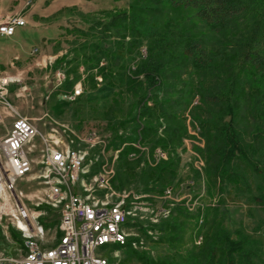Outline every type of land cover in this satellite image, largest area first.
Listing matches in <instances>:
<instances>
[{
    "label": "rangeland",
    "instance_id": "rangeland-1",
    "mask_svg": "<svg viewBox=\"0 0 264 264\" xmlns=\"http://www.w3.org/2000/svg\"><path fill=\"white\" fill-rule=\"evenodd\" d=\"M73 1L74 4L68 7L55 0H0V23L13 16H21L28 23L26 27H30V30H40L41 36L44 37L43 41L39 40L36 35H32L28 29L24 30L23 28L19 29L17 35L12 39L0 37L2 48L0 139L7 134L12 123L20 117H11L10 111L18 107L20 111H25L21 117L27 118L24 115H27L26 111L30 109L34 120L28 119L43 135L51 137L54 134L53 131L58 130L65 141L74 139L77 142V147L80 146L84 149L89 145L81 143L79 137L89 139L95 135L99 140L105 141L107 148L98 162L95 158L101 149L99 147L88 149L90 151L89 158L94 160L91 170H95L94 167L98 166L97 172L101 163L112 161L116 155L117 151L114 150V147L109 146L114 131L118 130L119 135L129 142L135 139L137 135L135 129L142 123L138 118L139 88L137 91L128 90L122 81H127V76L133 75L137 71V65L142 61V58L138 56V51L131 54L126 50L120 51L122 60L113 67V76L116 79L111 78L117 86L113 91L104 88L105 83L98 80V78L102 79L99 75H96L97 86L89 83L88 77L96 74L94 68L98 51L94 45L97 43L96 37L99 32L94 31L88 39H85L76 31H90V27L96 21L102 19L108 21L105 12L127 10L132 0L117 2L114 0ZM260 10L261 8L258 7L256 16L259 15ZM254 25V17L241 19L237 22V27L228 28L227 38L238 39L241 37V32L248 31ZM15 39L21 43L34 44V46H23ZM214 43L222 46L220 41H214ZM142 45L144 48L148 47L149 49L150 47L148 41H143ZM261 45L263 46V44ZM58 72L66 75V80L62 82L61 86H58L60 82L57 76ZM262 73L258 72L257 77L259 78ZM68 77L71 80H77L73 89L80 84L83 88L82 96L74 102L68 101L64 97L67 92L73 90L66 87ZM139 79H141L140 76ZM3 80L10 83L3 86ZM258 86L263 88L258 83H252L250 87L246 86L247 93L251 92L253 96L257 95L256 88H259ZM24 87L27 88V91H24ZM200 103V98L197 97L193 105H201ZM200 113L202 117L205 116L203 112L200 111ZM254 115L251 116L246 110L239 118L243 152L234 160L230 171L231 177L227 179L222 188L219 183L212 185L206 179L207 165L204 156L207 157V153L203 155L196 150V147L205 149L206 140L202 136V131L197 130L200 126L192 124V115L189 111L186 113V120L189 124L190 118L191 126L189 127V136L184 139L182 147L178 149L181 165L178 169L177 179L171 178L166 183H152L148 175V165L144 161L136 164L138 154L129 157V162H133L132 168L124 166L121 170L116 184L117 190H132L150 195L152 199L149 204L154 209L162 206L171 209L184 208L187 213L199 215L197 221L186 213H173L171 223L177 224L179 227L177 231L179 239L173 243H169L166 238L161 241L162 234L160 232H158L156 241L149 237L150 252L148 250V255L151 258L174 260L178 256H185L195 247H199L195 244V239L198 235L204 238L207 232V230H203L199 234L208 209L209 218L212 219L214 213H217L218 217L222 219L224 227L232 233L234 239L237 232L252 237L251 248L254 251V262L264 264V135L255 139V135L258 134L256 126L261 121L258 115ZM34 144L36 151L31 154V157L39 162L42 155L39 152L42 148L41 140L36 139ZM135 144L138 145V143ZM141 147L143 146L141 145ZM117 154L119 155V152ZM146 157L144 159H147ZM148 159L150 165L154 163L150 156ZM199 160L204 162L203 172H200L196 167ZM198 166H200L199 163ZM255 167H258L262 174H258ZM115 171H118L117 161ZM42 173L44 172L41 165L35 163L29 176L13 183L10 181L5 158L0 149V258H17L21 250L24 249L25 234L19 225L23 222L16 219L17 216L21 217L20 209L22 207L30 212L31 217L39 216L37 223L32 220L34 230L37 225L44 226L45 239L51 241L53 237L57 227L55 223H57L59 215L53 213L52 208L46 203L49 190L47 183L40 178ZM196 173L200 174V178L196 176ZM170 185H173L177 194L178 200L175 201V204L172 201L159 200L160 198H158L162 196V193L158 191ZM145 189H150L152 192L145 193ZM189 200V205H187ZM192 201L195 203H191ZM36 203H42V205L36 208L34 206ZM41 211L45 213H39ZM142 216V223L147 224L154 214L142 213ZM160 217V215H156L155 219L161 220ZM169 219L170 217L162 219L160 223ZM158 226L156 229H159ZM170 236V231H168L167 239ZM105 256L111 264H140L135 259H129L125 250H116Z\"/></svg>",
    "mask_w": 264,
    "mask_h": 264
},
{
    "label": "trees",
    "instance_id": "trees-1",
    "mask_svg": "<svg viewBox=\"0 0 264 264\" xmlns=\"http://www.w3.org/2000/svg\"><path fill=\"white\" fill-rule=\"evenodd\" d=\"M258 7L261 10L256 16ZM104 14L108 21H96L88 32L76 31L85 39L92 32H99L94 45L98 51L96 74L88 77L89 83L97 86L96 75H99L105 83L104 88L113 91L117 87L112 81L116 79L113 67L122 60L120 51L130 54L138 51L140 56L143 41L150 45L149 49L146 47L148 56L137 65V71L127 76V81L122 80L128 90L139 88L138 118L142 123L136 127L137 135L132 141H126L118 130L113 133L109 146L119 151L114 187L117 188L124 166L132 168L133 162H129L132 153L139 155L136 164L144 161L148 165L152 183L178 178L181 165L178 149L189 136L186 120L189 111L192 124L200 126L206 140L205 149L196 147L201 154L207 153V157L204 156L206 179L212 185L219 183L222 188L231 177L234 160L243 152L239 118L246 110L251 116L260 117L255 139L264 135V0H132L127 10ZM252 17L255 19L252 28L241 32L238 39L227 38L228 28L237 27L238 21ZM214 41H220L222 46ZM258 72H263L259 78ZM139 76H143V80ZM76 82L68 77L66 87L73 89ZM252 83L263 87L256 88L255 96L246 90ZM197 97L201 105L195 106ZM135 143L148 150L141 152ZM157 148L166 151L168 159L151 166L148 157L153 158ZM96 168L98 166L92 173H96ZM255 170L262 174L258 167ZM196 176L200 178L199 173ZM167 187L158 192L163 193ZM144 191L152 192L150 189ZM178 212L198 221V214L187 213L184 208L172 209L170 219L158 226L161 241L166 238L173 243L179 239V227L171 223L173 213ZM209 214L207 209L199 231L200 234L207 230L203 244L185 256L157 260L130 245L115 246L114 250H125L129 259L140 264H257L253 259L252 237L237 232L234 239L217 213L212 219ZM168 231L169 239L166 237Z\"/></svg>",
    "mask_w": 264,
    "mask_h": 264
},
{
    "label": "built area",
    "instance_id": "built-area-1",
    "mask_svg": "<svg viewBox=\"0 0 264 264\" xmlns=\"http://www.w3.org/2000/svg\"><path fill=\"white\" fill-rule=\"evenodd\" d=\"M27 25L26 19L21 16L10 17L0 23V36L12 38L18 29ZM140 54V57L145 59L147 48L143 47ZM104 65L105 63H101V66ZM133 68L134 65L132 70ZM57 76L60 81L58 86H61L66 80V75L58 72ZM140 78L143 80V76ZM98 80L102 81L101 78ZM9 83L3 80V86ZM24 91H27L26 87ZM82 94L83 88L80 84L64 97L74 102ZM148 105L151 106L152 102L149 101ZM188 123L190 127V118ZM197 130L201 131L200 128ZM53 133L51 137L43 135L28 118L18 117L7 134L0 139V149L5 158L10 181L15 183L18 179L29 176L35 163L41 165L44 173L40 178L47 183L49 190L46 203L53 213L59 215L53 237L51 241H47L44 226L37 225L34 230L32 220L37 223L39 216L31 217L30 212L22 207L21 217L17 216L16 219L22 221L31 233L21 230L25 234L24 249L17 258H0V264H111L105 255L115 251V246L126 245L138 252H150L149 237L153 241L158 239L159 231L156 226L162 219L170 217L172 209L166 206L151 208L150 195L132 190H117L114 187L115 163L119 151L112 161L101 163L100 169L92 173L94 160L89 158L88 149H101L95 158L98 162L101 155L105 154V141L99 140L95 135L89 139L79 137L81 143L89 145L84 149L77 147L74 139L65 141L58 130ZM38 138L42 143L39 150L42 155L41 160L36 162L31 154L36 151L34 143ZM134 146L141 152L147 151L140 143ZM133 155L137 154L133 153L130 157ZM167 159L168 153L157 148L153 153L154 163L151 165L156 166ZM197 162L200 166L197 163L196 167L203 172V160ZM161 195L159 200L172 201L174 204L178 200L172 186L167 187ZM189 202L190 200L187 205ZM41 205L42 203H36L34 206L39 208ZM142 213L154 214V217L144 224L141 221ZM156 215H160L161 220L155 219ZM203 241L204 238L198 235L195 244L200 246Z\"/></svg>",
    "mask_w": 264,
    "mask_h": 264
},
{
    "label": "crops",
    "instance_id": "crops-1",
    "mask_svg": "<svg viewBox=\"0 0 264 264\" xmlns=\"http://www.w3.org/2000/svg\"><path fill=\"white\" fill-rule=\"evenodd\" d=\"M56 2H58V3H60V4H62L63 6H71L72 4H74V3H72V2H74L73 0H55ZM30 27H25V28H23L24 30L25 29H28L30 32H31V34L32 35H36L37 36V38L39 39V40H44V37L43 36H41V32H40V30H37V29H29ZM22 29V28H21ZM19 30V29H18ZM18 30H17V32H16V34L12 37V38H14L16 35H17V33H18ZM0 37H2V36H0ZM4 38V37H3ZM12 38H5V39H12ZM15 41H18L17 39H15ZM19 42V41H18ZM19 43H21V42H19ZM23 46L25 45V46H27V47H33L34 46V44H32V45H29V44H27V43H21ZM2 59V48H1V45H0V60ZM25 113V111H20V109L18 108V107H15L14 109H12L11 111H10V116L11 117H16V116H20L21 117V115L22 114H24ZM26 114L27 115H24V116H27V118H29V119H31V120H34V118H33V114L31 113V111H30V109L28 110V111H26Z\"/></svg>",
    "mask_w": 264,
    "mask_h": 264
},
{
    "label": "bare ground",
    "instance_id": "bare-ground-1",
    "mask_svg": "<svg viewBox=\"0 0 264 264\" xmlns=\"http://www.w3.org/2000/svg\"><path fill=\"white\" fill-rule=\"evenodd\" d=\"M0 187H1V185H0ZM19 225H20V229H21L22 231H25V232H29V233H31V231L28 229V227H27L25 224L20 223ZM29 233H28V234H29Z\"/></svg>",
    "mask_w": 264,
    "mask_h": 264
}]
</instances>
